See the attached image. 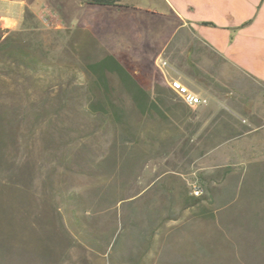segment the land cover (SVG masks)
Masks as SVG:
<instances>
[{
	"label": "rangeland",
	"instance_id": "374dc122",
	"mask_svg": "<svg viewBox=\"0 0 264 264\" xmlns=\"http://www.w3.org/2000/svg\"><path fill=\"white\" fill-rule=\"evenodd\" d=\"M116 5L151 37L169 23L163 0ZM10 31L22 54H0V264H264V84L189 29L145 59L37 17ZM116 51L153 99L165 93L162 114L142 115L115 74L97 86L88 65ZM173 78L207 102L185 104Z\"/></svg>",
	"mask_w": 264,
	"mask_h": 264
},
{
	"label": "crops",
	"instance_id": "0c3cea01",
	"mask_svg": "<svg viewBox=\"0 0 264 264\" xmlns=\"http://www.w3.org/2000/svg\"><path fill=\"white\" fill-rule=\"evenodd\" d=\"M55 1L59 3L57 7ZM163 2L167 7L163 16L169 23L163 22L160 38L151 37L153 32L147 34L140 29L142 20L135 9L91 5L88 0H4L1 22L6 29H16L23 23L25 13L31 11L47 27L72 29L80 26L100 40L126 39L139 47L140 59L147 54L148 47L159 45L163 40L167 44L178 31L189 29L227 63L264 84V0ZM100 13L107 14L113 21L91 19L92 15ZM111 54L122 62L129 58L123 52Z\"/></svg>",
	"mask_w": 264,
	"mask_h": 264
},
{
	"label": "trees",
	"instance_id": "16d2710c",
	"mask_svg": "<svg viewBox=\"0 0 264 264\" xmlns=\"http://www.w3.org/2000/svg\"><path fill=\"white\" fill-rule=\"evenodd\" d=\"M118 1L119 0H88L91 5L107 7H117L118 5H116V2ZM29 19H36V15L31 11H27L25 13V20L27 21ZM206 24L213 25L212 23ZM16 42L17 40L13 31L0 28V54L11 53V56H21L22 53L17 49L18 46H16ZM88 69L96 77L95 83L97 86L104 87L105 89H107L108 75H117L124 89L131 95L136 108L142 115H147L153 112L162 114L158 102H164L166 100L165 93L158 89L156 91L157 97L156 99H153L151 94L139 83L134 74L127 68L125 62H122L115 55L107 53L101 59L89 64ZM0 104H2L1 100ZM109 109L110 107L108 106V103L103 100H97L91 103V110L93 112L106 113L109 112ZM117 112L118 111L116 110V113ZM2 118L3 115L0 113V122H2ZM193 198L196 200L192 203V205L196 202H201L204 199V195L199 197L195 196ZM198 214L205 216L206 214H209V216H212V213L210 214L206 212V209H200Z\"/></svg>",
	"mask_w": 264,
	"mask_h": 264
},
{
	"label": "built area",
	"instance_id": "2783aa9c",
	"mask_svg": "<svg viewBox=\"0 0 264 264\" xmlns=\"http://www.w3.org/2000/svg\"><path fill=\"white\" fill-rule=\"evenodd\" d=\"M168 63L162 61L159 63V67H167ZM169 87L190 107H196L207 102V99L203 97L201 92L194 91L185 85L180 79L173 78L171 80L167 79ZM193 194L199 197L203 194V189L199 184H194Z\"/></svg>",
	"mask_w": 264,
	"mask_h": 264
}]
</instances>
